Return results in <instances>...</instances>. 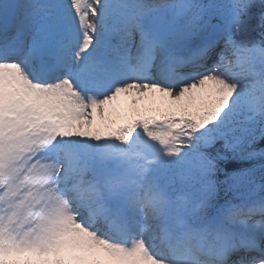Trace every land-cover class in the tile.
I'll use <instances>...</instances> for the list:
<instances>
[{
  "label": "snow or ice",
  "instance_id": "1",
  "mask_svg": "<svg viewBox=\"0 0 264 264\" xmlns=\"http://www.w3.org/2000/svg\"><path fill=\"white\" fill-rule=\"evenodd\" d=\"M0 264H264V0H0Z\"/></svg>",
  "mask_w": 264,
  "mask_h": 264
}]
</instances>
